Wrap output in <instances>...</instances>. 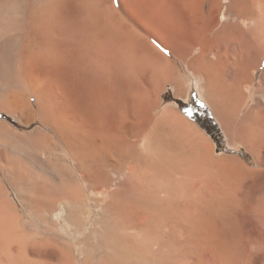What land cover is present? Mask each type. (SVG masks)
Returning <instances> with one entry per match:
<instances>
[{
  "label": "bare ground",
  "instance_id": "bare-ground-1",
  "mask_svg": "<svg viewBox=\"0 0 264 264\" xmlns=\"http://www.w3.org/2000/svg\"><path fill=\"white\" fill-rule=\"evenodd\" d=\"M263 9L0 0V111L22 128L0 120V174L65 212L60 237L32 236L0 198V264H264L262 186L249 198L239 161L215 157L181 111L156 112L167 84L185 95V67L221 126L263 149L264 107L240 87L264 61Z\"/></svg>",
  "mask_w": 264,
  "mask_h": 264
},
{
  "label": "rangeland",
  "instance_id": "rangeland-1",
  "mask_svg": "<svg viewBox=\"0 0 264 264\" xmlns=\"http://www.w3.org/2000/svg\"><path fill=\"white\" fill-rule=\"evenodd\" d=\"M263 11H264V9H263ZM257 66H256V68H254V70H251V73L253 75L252 76H246L245 80L247 82H245V80H244L240 87H241V89H243L242 91H245L244 93H246L245 95L247 97V102L249 100V102H248L249 104H250V102H252V99L255 98V99H259L260 102H262L261 103L262 107H264V81L261 80V76H260L263 69H264V61L260 62ZM182 74H183V76H180V79L182 80V83L184 86L185 95L182 97H175L174 93H173L172 85L167 84L165 86V88L162 90V92L159 94L160 105L156 109V112H160L161 109H163V107H166V106H170L177 111H181V113H182V115H184L186 121L189 120L188 123L192 124L191 122H193V124H194V125H192V128L191 127L188 128L189 131L194 133L193 132V130H194L196 132V134L197 133L199 134L201 132L200 134L201 135L203 134L205 137L203 135L202 136L205 139L207 138L206 140H209L208 142L210 143V145L212 147V151H213L212 154H214L215 157L221 158L224 156L225 157L231 156L240 162V165L243 166L242 167L243 171L246 174H248V176L246 175L245 181L243 183V191L248 195L249 198H251L252 194L257 193V190H259L261 186H262L261 189L264 191V187H263L264 186V147H263V149H262V147L259 148L258 149L259 151L255 150V149L251 150L250 148L243 145L242 142L235 139L234 136H231V134H229L228 130H225L221 126V124H220L219 120L217 119V117L215 116L211 106L206 102L205 99H203L200 92L197 90V84L202 83L200 76H195L194 74L189 72L185 67H184V70L182 71ZM188 74H190V75H188ZM248 79H250L251 82L250 81L248 82ZM241 109L243 110L244 108L242 107ZM242 110H241V112H242ZM241 112L239 114H241ZM0 120L7 121L12 126H15V127L17 126L18 127V128L16 127L17 129L22 130V128H19V126H18L19 121L17 120V118L14 117L13 115H9V113H7V112L5 113L3 111H0ZM13 124H16V125H13ZM37 125H39V123L38 124H37V122H35V124L32 123L29 126H27L26 129H24V130L29 131L32 128L36 127ZM193 126H194V128H193ZM196 129H198L200 131L198 132V130H196ZM224 130H225V132H224ZM226 131H227V133H226ZM23 178L25 179L26 176H24V175H23V177H22V175L18 176V179L20 181H23L24 180ZM0 184H1L0 187H2L1 191L3 192L2 197H0V198H5L9 202V206L12 203L14 204V206H11L13 209L11 207H10V209L12 212L16 211L17 215H21V216L16 215L17 218H19L18 223L20 226H22V227L24 226L23 229L26 232L29 231L28 233H31L32 236H39V237H43V238H50V237H56L57 238V237H60L62 235L61 234V228H60L61 225H60V227H58V225L60 224V216L65 213L64 209H63V205H61L59 207V211L55 210L54 208L51 210L47 208L48 210L46 209V211L44 212V209L42 208L43 209V211H42V209L40 208V211H41L40 214H43L44 217L46 218V220L48 219L49 221L48 220L46 221L45 218H42L45 222L43 220L39 221V220H41V217H43V215H42L41 217L38 216L39 217V218H37V219H39L38 220L39 222H38L36 219V214H38V213H35L32 211H35V210H36V212H37V210L39 211V207L36 208L32 203L31 204L28 203V201L26 199L27 197L31 198L35 192L32 191V189H25L21 184L20 185L18 184L19 190L14 189L11 181L9 179H7V177L3 173L0 174ZM27 190H29V191L27 192ZM21 191L22 192L24 191V192L22 193ZM18 193H19V195H17ZM16 207H17V210H15ZM31 207L32 208L34 207L35 209L32 210ZM29 210H32V211H29ZM24 212L27 214L25 215ZM50 212H54L52 214V217L50 216ZM59 213H61V214H59ZM28 214H29V216H28ZM24 216H25V218H24ZM31 216L33 218L34 217L35 218L33 219ZM27 217L32 218V219H29ZM50 217H51V219H50ZM58 217H59V219H58ZM56 220L59 222V224ZM32 222H33V224H32ZM56 223H57V225H56ZM39 226L41 228H39ZM52 226L56 230H54V228ZM42 227H44V228L46 227L45 229L47 231L44 228L42 229ZM30 231H32V232L35 231V232L32 233ZM50 231H51V233H50ZM37 233H40L41 235L40 234L37 235ZM34 234H36V235H34Z\"/></svg>",
  "mask_w": 264,
  "mask_h": 264
}]
</instances>
